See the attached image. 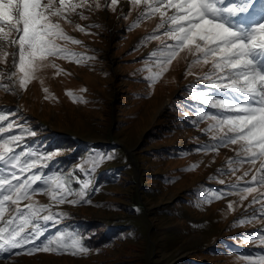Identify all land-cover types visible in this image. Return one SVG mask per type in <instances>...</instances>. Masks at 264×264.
Returning a JSON list of instances; mask_svg holds the SVG:
<instances>
[{
  "label": "rangeland",
  "instance_id": "1",
  "mask_svg": "<svg viewBox=\"0 0 264 264\" xmlns=\"http://www.w3.org/2000/svg\"><path fill=\"white\" fill-rule=\"evenodd\" d=\"M102 2L94 0L91 10L78 9L87 19L72 15L71 22L61 20L66 34L81 41L68 43L69 49L93 59L76 62L77 58H49L54 66L37 72V78L30 81L26 90L5 92L0 88V104L13 103L16 121L27 117L28 123H33L37 119L50 132L71 134L81 140L84 153L92 145H106L107 151L114 146L125 149L129 160L115 147L107 156L110 158L97 165V174L107 167L124 174L111 181L101 172V182L91 198L86 197L90 203L55 205L43 193L33 197L39 205H51L54 211L66 213L64 218L89 220L91 232L103 231L109 225L114 234L107 242L86 248L85 252L28 254L25 250H14L19 254H9L8 258L0 254V264H190L189 259L206 264H244L232 251L210 252L209 247L238 231L255 228L264 231V217L258 212L256 219L243 225L236 223L251 218L259 209V204L249 206L257 193L241 200L233 192L205 202L201 191L204 183L221 184V180L228 185L236 183L250 165L243 164L235 174L220 175L219 170L226 169L227 161L236 156L237 146L198 150L200 145L216 143L205 132L210 121L200 120L198 110H185L181 103L196 100L190 91L194 83L205 86L204 91L207 89L200 78L210 70V64L192 65L193 58L180 52L158 79L148 81L145 78L150 73L142 69L148 66L153 72L159 71L150 53L173 43L157 27L159 15L141 18V12L146 11L143 2L133 5L131 0H120L115 11L105 8ZM95 3L100 7L96 8ZM249 15L257 23L264 19V0H255ZM136 21H139L136 26L130 28ZM77 24L85 26L82 35L76 32ZM147 28L151 30L146 33ZM152 34L160 38L144 39ZM3 51L9 55L0 61V69L8 70L13 48L9 46ZM0 83L8 81L0 76ZM200 105L199 109L205 112L215 111L201 102ZM147 129L161 130L162 139L151 140L153 134L146 136ZM34 131L38 136L26 138L39 139L37 143L41 144L43 131ZM170 143L176 145L175 157L162 152ZM56 153L63 155L65 151ZM96 159L97 153L88 154L76 164L80 169H94ZM97 174L92 172L91 177ZM250 180L251 175L240 184ZM194 185L197 188H192ZM196 190L199 194L190 197V192ZM258 193H264V188H258ZM26 203L21 202V207ZM230 203L232 208L228 207ZM242 246L256 252L258 247H264L251 240L243 241Z\"/></svg>",
  "mask_w": 264,
  "mask_h": 264
},
{
  "label": "snow or ice",
  "instance_id": "2",
  "mask_svg": "<svg viewBox=\"0 0 264 264\" xmlns=\"http://www.w3.org/2000/svg\"><path fill=\"white\" fill-rule=\"evenodd\" d=\"M94 0H0V61L9 53L3 51L13 48L10 69H0V76L8 84L0 83L5 92H16L17 88L26 90L28 84L36 79V74L45 67L54 66L49 58L60 57L67 60L77 58V62L93 59L72 52L67 44H80L81 41L66 34L61 20L71 22V16L87 19L83 11L91 10ZM120 0H105V8L113 11ZM133 5H145L146 11L140 17H160L158 28L162 35L173 43L164 44L159 51L150 53L152 67L145 69L150 73L145 79L154 82L166 70L178 53L184 52L193 59L192 65H209L210 70L200 79L208 91L192 86L194 99L215 110L208 113L198 109L199 119L210 123L205 129L216 143L198 146V150L216 151L220 147L234 145L236 156L227 161L226 169L220 175L235 174L243 164L249 170L237 177L230 185L240 199L253 196L251 204H259L258 210L249 219L236 223L243 225L256 219L255 212L264 217V19L256 22L249 15L255 0H131ZM99 8L100 4L95 3ZM130 25L134 28L136 23ZM93 25H89L92 27ZM80 32L85 28L75 25ZM156 34L145 40L159 39ZM63 41L62 45L59 43ZM11 85V87H9ZM187 90V89H186ZM47 91V90H45ZM69 96L73 93L68 92ZM14 112L5 113L0 108V254H19L14 250H24L28 254L43 252H68L77 254L87 251L78 233L60 232L59 224L66 213L57 212L51 205H39L33 197L40 192L47 195L55 205L90 203L86 197L89 181L73 179L71 175L38 171L48 168L47 161L53 154H40L29 146L21 148L27 136L36 132L17 123L10 117ZM19 130L14 133V130ZM11 133V134H10ZM17 148H21L18 152ZM105 156L93 161V168L102 163ZM257 162L259 166L257 167ZM252 169H255L253 172ZM251 175V180L243 185L241 180ZM215 177H213L214 179ZM79 185L74 189L73 183ZM224 183L223 180L220 181ZM39 185V187H36ZM231 192L202 190L205 202L220 199ZM69 197H74L69 200ZM27 201L21 207V202ZM229 208L233 205L230 203ZM57 227L50 233L49 224ZM43 237V239H42ZM259 245L264 246V231L256 234ZM244 264H264V253L253 257L242 256Z\"/></svg>",
  "mask_w": 264,
  "mask_h": 264
},
{
  "label": "trees",
  "instance_id": "3",
  "mask_svg": "<svg viewBox=\"0 0 264 264\" xmlns=\"http://www.w3.org/2000/svg\"><path fill=\"white\" fill-rule=\"evenodd\" d=\"M102 5L104 6L105 1L102 0ZM137 18V17H136ZM135 18V19H136ZM61 25H63V21L60 22ZM71 26V24H70ZM85 28V26H84ZM149 28L146 29V33L149 32ZM76 32H79L81 34V32L79 30H77ZM145 33V34H146ZM121 34V33H120ZM82 35V34H81ZM77 39V37L75 38ZM78 40V39H77ZM63 45V44H62ZM69 48V46H67ZM131 48V46H130ZM76 62L77 60L74 59ZM38 84V82H36ZM194 85L196 86L197 89H201L204 90L205 86L201 85V83H194ZM190 91H193L192 89ZM205 91H208V89H206ZM183 103V107L185 110L189 109V110H198L200 108V102L196 101V100H186L181 102ZM173 107V106H172ZM0 108H2L4 110L5 113L11 111L13 112V103L10 104H0ZM174 108V107H173ZM175 110V108H174ZM213 110V109H212ZM13 120H16L15 118H13V116L10 117ZM27 117L24 118L22 117V119H20V121H17V123L23 124L25 128L30 129V130H41L43 131V135L41 136L40 139H43L41 144H38L37 142L39 141V139H27L25 138V142L24 144L21 145V148L25 147V146H29L31 149L34 150H38L40 154H44V155H48V154H53L56 153V151H65V153L63 155H53L52 160L47 161L48 163V168H41L38 169V171H42V172H46V173H51V172H55L58 170L59 174H63V175H71L73 177V179H79L80 181H89L90 180V184L89 187L87 189L88 192V196L89 198H91L92 194L95 192L96 187L99 185V183L101 182V176L100 173L103 172L102 174L105 175L104 178L109 179V180H117L120 175H123L124 173H122V171H115L113 170L111 167H107V168H103L102 170H100L97 174V166L92 169V168H86V169H80L79 165H77L76 163L79 162L84 156L88 155V154H95L97 153V158L99 156H110L108 154H112L115 151V147H117L118 149H120L121 151H123V153L125 154L126 158L128 159L127 153L125 151V149H123L121 146H114V148H111L110 150L108 149L107 151V147L106 145H92L90 150H88L87 152H83V143L81 142V140H78L76 137L72 136L71 134L65 133V132H50V129H48L47 127H45L44 125H40V123L37 121L31 123L27 121ZM30 120H33L32 118ZM192 121V119H190V122ZM166 128H168V126H166ZM19 130H14L15 132H18ZM11 134V133H10ZM151 140H155V139H162L161 134L162 131L159 130L158 132H153L150 130H146V136L148 135H152ZM160 134V135H158ZM38 135L32 136V137H36ZM175 144H168L166 145L165 149L162 151L164 153H166L167 155L171 156V157H175L177 151L175 152ZM72 148L70 151H68V148ZM21 148H17L16 151H20ZM100 150L106 152L105 153H101ZM106 159V158H105ZM105 159L103 160V162L105 161ZM129 160V159H128ZM102 162V163H103ZM130 162V161H129ZM92 172L96 173L97 175L95 177H91L92 176ZM215 177L214 179L219 180L218 176H213ZM207 181V179H206ZM205 184V188L204 190L207 189H211L213 191H217V192H235L233 189L230 188V185L228 184H212V185H208L207 183ZM36 187H39V185H36ZM72 187L74 189L79 188V185L76 184L75 182L72 184ZM192 188H197L196 185L192 186ZM193 190V189H192ZM40 193V192H38ZM199 192L198 190L190 192L189 196L190 197H194L196 195H198ZM105 226V225H104ZM59 231L60 232H75L78 233L80 236V240L82 245L84 246V248H94L97 245L107 242L108 239L114 234L113 229H111V226L106 225L105 230H101V231H97V233L91 232L90 230V222L89 220H84L82 218H78V217H67V218H63L61 219V222L59 224ZM50 229V233H55L57 232V227H53L52 225L49 226ZM262 230L260 229H252V230H247V231H242V232H235L233 234H228V237L226 239L220 240L217 243H215L216 245L210 246V252H214L217 251L219 252L220 249L226 250L227 252L232 251L234 254H236L238 257H242V256H259L260 254L263 253L264 251V247H258L259 250L254 251V250H249V249H244L242 246L243 241H248L251 240V242H253V244L258 243V240L256 239V234L258 232H261ZM43 239V237H42ZM31 245L25 246V251L27 252V249L30 248ZM248 248V247H246ZM247 251V252H246ZM246 252V253H245ZM252 252V253H249ZM57 253H68V252H57ZM191 261L190 264H206V263H199L198 261H193L192 259H189ZM209 264H213V263H209Z\"/></svg>",
  "mask_w": 264,
  "mask_h": 264
},
{
  "label": "bare ground",
  "instance_id": "4",
  "mask_svg": "<svg viewBox=\"0 0 264 264\" xmlns=\"http://www.w3.org/2000/svg\"><path fill=\"white\" fill-rule=\"evenodd\" d=\"M258 11H260V10H258Z\"/></svg>",
  "mask_w": 264,
  "mask_h": 264
}]
</instances>
